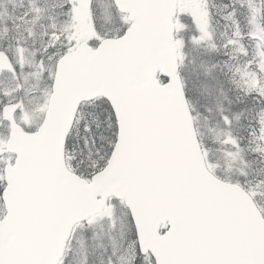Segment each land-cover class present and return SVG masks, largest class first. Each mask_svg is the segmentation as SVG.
I'll return each instance as SVG.
<instances>
[{
    "label": "snow or ice",
    "instance_id": "obj_1",
    "mask_svg": "<svg viewBox=\"0 0 264 264\" xmlns=\"http://www.w3.org/2000/svg\"><path fill=\"white\" fill-rule=\"evenodd\" d=\"M0 264H264V0H0Z\"/></svg>",
    "mask_w": 264,
    "mask_h": 264
}]
</instances>
